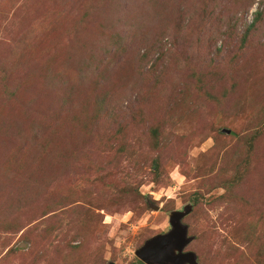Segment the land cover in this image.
I'll use <instances>...</instances> for the list:
<instances>
[{
  "label": "rangeland",
  "instance_id": "rangeland-1",
  "mask_svg": "<svg viewBox=\"0 0 264 264\" xmlns=\"http://www.w3.org/2000/svg\"><path fill=\"white\" fill-rule=\"evenodd\" d=\"M184 209L264 264V0H0V264H144Z\"/></svg>",
  "mask_w": 264,
  "mask_h": 264
},
{
  "label": "water",
  "instance_id": "water-1",
  "mask_svg": "<svg viewBox=\"0 0 264 264\" xmlns=\"http://www.w3.org/2000/svg\"><path fill=\"white\" fill-rule=\"evenodd\" d=\"M187 212L188 209L172 212L168 219L171 228L146 239L134 255L144 264H195L194 253L182 251L190 237L186 236V226L179 220Z\"/></svg>",
  "mask_w": 264,
  "mask_h": 264
},
{
  "label": "clouds",
  "instance_id": "clouds-1",
  "mask_svg": "<svg viewBox=\"0 0 264 264\" xmlns=\"http://www.w3.org/2000/svg\"><path fill=\"white\" fill-rule=\"evenodd\" d=\"M211 143H212V142L210 141V142H209V145H210V146H211ZM173 179H175V178L173 177ZM179 189H180V182H177V183H176V186H175V188H174V190H173V191H170V192L167 193L168 198H170V199H176V195H175V193L178 192ZM177 204L179 205V200H177Z\"/></svg>",
  "mask_w": 264,
  "mask_h": 264
}]
</instances>
